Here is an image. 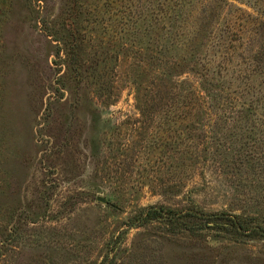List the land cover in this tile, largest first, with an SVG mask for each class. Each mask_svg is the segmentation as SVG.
Here are the masks:
<instances>
[{
  "label": "rangeland",
  "instance_id": "rangeland-1",
  "mask_svg": "<svg viewBox=\"0 0 264 264\" xmlns=\"http://www.w3.org/2000/svg\"><path fill=\"white\" fill-rule=\"evenodd\" d=\"M147 208L264 226V0H0V264H264Z\"/></svg>",
  "mask_w": 264,
  "mask_h": 264
},
{
  "label": "trees",
  "instance_id": "trees-1",
  "mask_svg": "<svg viewBox=\"0 0 264 264\" xmlns=\"http://www.w3.org/2000/svg\"><path fill=\"white\" fill-rule=\"evenodd\" d=\"M143 216L140 219L139 225L150 221L162 222L168 225L171 231L180 229L186 232L202 231L203 227L207 229L217 230L218 235H234L236 237H258L264 235V226L253 225V219H243L237 217L236 220L225 218L216 212H200L183 214L184 220L181 217H176L170 209L147 208L143 211ZM192 219H197L199 222H193Z\"/></svg>",
  "mask_w": 264,
  "mask_h": 264
},
{
  "label": "water",
  "instance_id": "water-1",
  "mask_svg": "<svg viewBox=\"0 0 264 264\" xmlns=\"http://www.w3.org/2000/svg\"><path fill=\"white\" fill-rule=\"evenodd\" d=\"M99 201H100V202H104L105 200H104V199H102V198H99Z\"/></svg>",
  "mask_w": 264,
  "mask_h": 264
}]
</instances>
